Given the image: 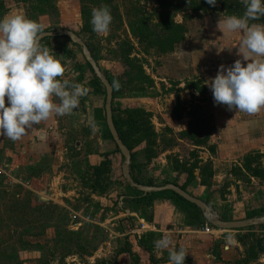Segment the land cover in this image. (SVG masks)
Listing matches in <instances>:
<instances>
[{"label":"rangeland","instance_id":"374dc122","mask_svg":"<svg viewBox=\"0 0 264 264\" xmlns=\"http://www.w3.org/2000/svg\"><path fill=\"white\" fill-rule=\"evenodd\" d=\"M102 5L113 19L98 35L89 21ZM17 14L36 21L41 33H57L40 46L65 68L62 78L88 92L70 114L33 125L15 141L0 136V264H150L137 232L150 203L135 211L129 169L107 137L104 114L96 117L105 105L101 79L120 84L113 87L114 108H141L149 116L156 157L142 174L152 186L176 179L205 199V214L214 220L264 216L250 211L264 200L263 157L247 154L241 167L232 161L224 171L219 163L220 146H235L231 121L241 115L214 104L208 87L220 65L239 58L234 47L217 51L216 45L239 40L238 34L220 38L216 28L217 19L231 14L227 7L205 0H0V16ZM226 199L227 206L220 202ZM251 226H260L264 246V221L233 232L245 236ZM157 253V261L165 260Z\"/></svg>","mask_w":264,"mask_h":264},{"label":"clouds","instance_id":"9594fccd","mask_svg":"<svg viewBox=\"0 0 264 264\" xmlns=\"http://www.w3.org/2000/svg\"><path fill=\"white\" fill-rule=\"evenodd\" d=\"M215 6L217 0H205ZM241 15L217 19L220 38L238 34L235 45L217 46V51L235 48L239 57L230 66L220 65L208 82L214 104L230 111L256 113L264 109V24L250 23L264 16V0H241ZM106 5L91 10L90 25L96 34L109 31L112 22ZM41 26L23 15L0 16V136L20 139L33 125L70 114L88 89L62 78L65 68L40 46ZM119 89L120 84L113 82ZM7 101V103H6ZM94 130V129H93ZM157 250L168 251V264H185L186 250L177 249L171 233L153 241Z\"/></svg>","mask_w":264,"mask_h":264},{"label":"crops","instance_id":"0c3cea01","mask_svg":"<svg viewBox=\"0 0 264 264\" xmlns=\"http://www.w3.org/2000/svg\"><path fill=\"white\" fill-rule=\"evenodd\" d=\"M234 116L233 119L231 118V122H234L235 127V146H220V152L218 153L219 160H221L219 163L223 164V171L228 167L226 164H230L232 161L238 167H241L238 160L242 161L244 156L254 152L263 157L262 169L264 170V109L252 114L241 112V115H238L236 112ZM226 134L228 132H225V140H231ZM221 177H223L222 174ZM256 179L260 180L258 177ZM252 180L254 181L253 178ZM218 181L220 182V178ZM262 187L264 188V183ZM220 202L226 206L230 203L228 199L220 200ZM256 207L250 209V211L259 210L262 211L260 215H263L264 200ZM150 209L148 216L151 220L142 219L139 221H142L147 228L145 231L140 232L141 237L145 234H154L160 238L165 232L171 233L174 246L177 249L183 247L187 252L185 264H264V255L259 256L254 261H248L249 263L245 260L242 255L243 249L236 240V234L239 232H233L235 229L222 230L218 228L213 229L212 234H205L201 232V228L186 227L183 222V213L165 199L154 201ZM230 216L232 219L227 222H231L237 217L233 213H230ZM151 248L153 264H159L161 261L168 264L167 250L161 251L165 260L157 261L158 258L160 259L161 254L157 253L154 245Z\"/></svg>","mask_w":264,"mask_h":264},{"label":"trees","instance_id":"16d2710c","mask_svg":"<svg viewBox=\"0 0 264 264\" xmlns=\"http://www.w3.org/2000/svg\"><path fill=\"white\" fill-rule=\"evenodd\" d=\"M217 3L220 6L227 7L231 13L229 15L239 16L244 11V7L241 1H238V0H234V1L233 0H217ZM250 23L264 24V16H261L258 20L251 21ZM55 37L56 36L44 38L40 40V42L46 41V40H49ZM65 38L70 41L68 37H65ZM75 46L81 47L78 44H75ZM87 66L90 68L89 64H87ZM93 84L99 85L98 80L94 78ZM110 85L112 87V100H113V92H114L113 83L110 82ZM103 93L105 95L104 90H103ZM111 113H112V123L117 132V135L119 139L121 140L122 144L128 149L130 153V161L128 164L130 179L136 185L152 186L153 180L151 176L145 177L142 174L143 165L147 164L151 160H154V158L156 157V151L154 148L156 144V134L154 133L152 126L150 125L148 114L145 113L141 108L124 109V110H121L119 108H114L112 106V102H111ZM102 114H104V124H105V131L107 133V137L113 143L116 151L120 154L117 146L112 140V137L107 129V126L105 123L104 108L97 110L96 117L97 119H102ZM261 173L263 175L262 178L264 179V174L263 172ZM254 176L256 177L258 176V178H260L259 174H254ZM166 184H172L176 187H179L182 191L196 198L194 195L188 192L185 189V187H182V185L179 184L176 179H174L171 182H166L164 185ZM133 191L136 193V196L132 198L133 200L132 204L135 205V211H137V207L143 203H146V204L150 203L149 207H151L154 201L158 199H165V200L170 201V203L176 209H178L180 212L183 213L184 215L183 222L186 227L202 228L205 224H208L212 227V229H218L217 227H213L210 224V221L204 216V212L202 210H200L194 204L185 201L184 199H182L181 197H179L178 195H176L175 193L171 191L165 190V191H160V192L142 193V192H139L135 188H133ZM196 199H199L203 203L206 204V201L204 199H200L198 197ZM251 213H252V216L254 217V216L260 215L262 211H259V210L252 211ZM143 217L144 219L148 221L151 220L150 216H148L147 214L144 215ZM259 227L260 226L248 227L247 229H245L248 231L247 234H245V236L240 235L236 237L237 242L240 245L244 246V249L246 248L245 260L247 262L256 260L264 252L263 238L257 234V229ZM158 238H159L158 235L145 234V236L141 237L142 242H138V246L141 248V250L148 254V260L150 264H153V258L151 256V249H152L151 246L153 245V241ZM246 240H249L251 242V246L246 247V245L244 244ZM255 248H258L259 253H257V250L256 252H253V250L255 251Z\"/></svg>","mask_w":264,"mask_h":264},{"label":"water","instance_id":"95a60500","mask_svg":"<svg viewBox=\"0 0 264 264\" xmlns=\"http://www.w3.org/2000/svg\"><path fill=\"white\" fill-rule=\"evenodd\" d=\"M57 33L50 31V32H42L40 34L39 38V42L40 40L44 39V38H48V37H54L56 36ZM66 35L68 37H70L73 40H76V36H74L72 33L67 32ZM82 47V44H79ZM83 48V47H82ZM83 52L85 54L86 60L88 61L89 65L95 70L96 73H98V71L96 70V66L94 61L91 59L90 55L87 53V50L83 48ZM101 83L104 86L105 89V105H104V110H105V123L107 126V129L112 137V140L114 141L115 145L117 146L121 156L123 157V159L125 160V165L123 166V170H127L128 169V164L130 161V153L128 151V149L122 144L121 140L119 139L117 132L113 126L112 123V113H111V102H112V87L110 85V83H108L107 81H105L104 79H101ZM126 181L129 184L130 187L137 189L139 192L142 193H150V192H160V191H171L173 193H175L176 195H178L179 197H181L182 199H184L185 201L194 204L195 206H197L200 210H202L204 212V216L210 221V224L213 227H217L219 229L222 230H231V229H237V228H244L249 224H257L260 221H264V216L260 219L257 220H253V221H248V222H223V221H219V220H214L213 218L209 216H207L205 213H207L208 211V207L205 203H203L201 200L196 199L192 196H190L189 194H187L186 192L182 191L179 187H176L172 184H166L163 186H141V185H136L132 182V180L130 179L129 176L126 177Z\"/></svg>","mask_w":264,"mask_h":264},{"label":"built area","instance_id":"2783aa9c","mask_svg":"<svg viewBox=\"0 0 264 264\" xmlns=\"http://www.w3.org/2000/svg\"><path fill=\"white\" fill-rule=\"evenodd\" d=\"M2 172V171H1ZM3 173V172H2ZM147 228L146 226L141 222H139V228H137V232H143L145 231ZM201 232L205 233V234H212L213 229L210 225L205 224L202 228H201Z\"/></svg>","mask_w":264,"mask_h":264}]
</instances>
